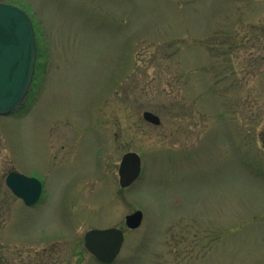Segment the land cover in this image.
Returning a JSON list of instances; mask_svg holds the SVG:
<instances>
[{
	"label": "rangeland",
	"instance_id": "1",
	"mask_svg": "<svg viewBox=\"0 0 264 264\" xmlns=\"http://www.w3.org/2000/svg\"><path fill=\"white\" fill-rule=\"evenodd\" d=\"M0 3L27 13L37 51L0 115V264H98L83 238L109 227L112 264H264V0ZM128 152L141 172L121 188ZM11 171L41 182L36 205Z\"/></svg>",
	"mask_w": 264,
	"mask_h": 264
},
{
	"label": "water",
	"instance_id": "2",
	"mask_svg": "<svg viewBox=\"0 0 264 264\" xmlns=\"http://www.w3.org/2000/svg\"><path fill=\"white\" fill-rule=\"evenodd\" d=\"M36 57L35 32L30 17L15 5L0 3V115L13 113L24 103L33 81ZM142 117L152 125L160 124L159 117L151 112H143ZM140 172L139 156L134 152L125 153L118 166L120 187L131 186ZM5 184L26 206L36 204L42 194L39 180L15 171L7 174ZM142 219V212L135 211L125 217V225L128 229H137ZM123 241V232L117 228L94 229L84 235L86 250L104 264L114 261Z\"/></svg>",
	"mask_w": 264,
	"mask_h": 264
},
{
	"label": "flooded vegetation",
	"instance_id": "3",
	"mask_svg": "<svg viewBox=\"0 0 264 264\" xmlns=\"http://www.w3.org/2000/svg\"><path fill=\"white\" fill-rule=\"evenodd\" d=\"M127 216V215H126ZM125 216V217H126ZM124 226L126 227V225H125V218H124ZM109 228H116V227H109ZM103 229H108V228H103ZM103 229H98V230H103ZM117 229H120V228H117ZM126 229H127V227H126ZM91 230H94V229H91ZM121 230V229H120ZM90 231V230H89ZM122 231V230H121ZM123 232V231H122ZM87 233V232H86ZM85 233V234H86ZM123 235H124V233H123ZM84 239V238H83ZM123 245V244H122ZM85 250H86V248H85ZM87 251V250H86ZM120 251H121V249H120ZM88 252V251H87ZM89 253V252H88ZM120 253V252H119ZM90 254V253H89ZM91 255V254H90ZM92 256V255H91ZM119 256V254L117 255V257ZM93 258H94V260L98 263V264H104V263H101V262H99L94 256H92ZM117 257L114 259V261L117 259ZM114 261L113 262H111V263H109V264H112V263H114Z\"/></svg>",
	"mask_w": 264,
	"mask_h": 264
}]
</instances>
